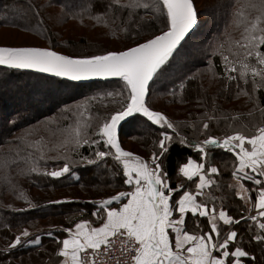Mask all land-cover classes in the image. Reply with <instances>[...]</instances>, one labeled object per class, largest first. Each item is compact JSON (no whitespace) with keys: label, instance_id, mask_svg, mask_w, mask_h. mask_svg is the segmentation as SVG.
I'll return each instance as SVG.
<instances>
[{"label":"trees","instance_id":"1","mask_svg":"<svg viewBox=\"0 0 264 264\" xmlns=\"http://www.w3.org/2000/svg\"><path fill=\"white\" fill-rule=\"evenodd\" d=\"M154 2H157V0H0V26L35 37H39L41 34L46 36V39L54 42L52 44L55 45V47L47 45L17 47L48 48L61 53L67 51L68 53L66 54L74 57L101 55L107 51H123L127 47L135 46L136 43H142L145 39L166 30L160 14L152 7ZM226 2H230L228 10L231 11V2L233 0H226ZM18 3H20L19 7L22 8L19 10L18 17L8 16V8H12L15 5L18 6ZM194 4L198 14L197 29L188 37L175 56L164 67V70L178 58L185 45L192 38L197 37L201 33L202 38H204V34L207 32V28L204 31L202 30L204 15L195 0ZM49 9L60 10V14L64 17L66 24L69 21L82 19L91 21L92 26L94 25L103 30V27L97 25V23L100 20L104 21V24H106L103 25L104 31L107 33L100 37L104 40H110V42L88 40L85 37L79 41L67 39L64 42L66 49H62V42L56 39V33H54L53 28L49 26L47 34L42 32V27H45L47 24L46 20H48L50 15L48 14ZM228 10L226 9L222 13L224 17L230 13H228ZM229 33V30H223V37H226ZM68 41H72V46H67ZM218 41H221V39L218 38L213 44L217 45L215 52L210 50L209 52L202 53L203 56H208L206 60L204 59L202 69L206 68V73L208 72L206 75L208 77H212L209 72L214 73V76L221 80L220 83L222 80H224L223 82L227 81L229 91H227L226 96L224 88L227 89V87L222 88L216 84L214 92L206 91V97L204 92H200L202 96L200 100L206 105V119L211 124H208V128L213 127L210 129L213 131L207 128V131H210V133L206 132L205 139L212 137L220 141L219 138L230 135V119L232 115L230 107L232 105H234V113L239 115V113L243 112V103H245V113L241 117L242 119L237 118L232 122V124L238 126L240 129L237 131L246 132V134L251 135L257 127L264 124V111H262L264 110V88H258L257 95H252L253 100L260 101V108L256 106L252 108L253 101L244 102L245 99L241 97L237 99L236 95L239 91H234L233 88L240 89L245 84H248L249 87V83L252 84L251 75L248 74L246 76L245 79L248 82L245 83L244 80L239 79L238 72L227 70L224 60L216 56V53L223 48L221 47L222 44ZM40 42L43 43L44 41L40 40ZM104 44L105 46L103 47ZM91 47L97 48L91 49ZM60 50H64V52ZM241 55L242 53L240 52L236 59L242 58L243 56ZM196 66H199V64ZM163 71L159 72L150 86L147 104L153 110H157L155 109L153 98L154 89ZM199 71L201 70H198L195 74ZM233 76L237 77V79H230ZM197 77L199 79L200 76ZM197 77H192L193 79L191 78L192 80L186 85V97L188 101H190L192 96L199 99V94L193 92L195 89L202 88L200 83H193ZM28 78L39 85L54 81L59 89L57 96H54L52 93L51 95L43 93L42 90H39V85H37V89L35 86H31V83L28 84L25 81ZM210 83L214 85V82ZM111 88L123 89V93L127 95L128 90L123 81L73 84L34 73L0 68V264H59L62 257L58 255V251L62 247L63 239L68 236L64 229L71 228L81 220L91 219L93 213L100 208L98 204L99 201L103 200V196L104 198L111 197L112 194H108V196L104 195L105 191L108 188L110 189V183L105 184L104 188L100 187L102 185L101 182L106 179L107 174L105 172H108L109 175L107 177H110L111 185L114 186L115 190L126 191L130 189L124 183L125 177L122 165L118 163L114 164L116 160L113 155L106 156L102 162H100L101 159L100 161L98 159L93 160L92 163L95 164H87L90 165L88 168L78 167L80 162L91 161L94 158L93 154L97 151H110L109 147L104 146V142L99 135L96 134V136L91 138L93 130L96 127L95 123H93V129L90 127L92 120L83 123L85 132L81 136L79 145L73 144L72 146H66L65 149L63 148L58 153L62 155V158L59 157L60 160L53 158V155H49L50 152L55 150V146L60 145L56 144L57 142L54 140V137L51 138L48 132L52 134L54 132H62L65 128L66 132H70L75 129L76 123L79 124L77 121L81 122V120H74V110L77 111V109L72 106L77 104L78 107L86 106L84 110L86 116L92 118V112L97 108L93 101L99 102L105 98H115V94ZM164 89L165 87H161L159 91L162 90L163 92ZM242 90H244L242 93L246 97V86ZM230 93H234V98L230 99ZM118 95L121 96L119 91ZM63 106L69 112L66 117L74 120L73 125L67 120L62 122L60 130L49 124L44 125L45 128L38 126L46 122L45 120L48 117H53L56 111ZM19 115H24L25 118L18 121L20 119ZM79 118L76 115V119ZM56 122L59 123V121ZM137 122L141 123L143 129L147 130L145 134L144 132L142 134L137 132L138 128L135 126ZM222 123L229 124V126L224 128L223 126L226 124L222 125ZM253 127L255 128L251 131ZM31 128L34 129L30 133H24ZM220 128L226 130V133L216 132ZM162 132H166L172 137L171 140H173L165 147V154L160 155L159 140L163 139L160 135ZM179 132L175 129V125L171 129L158 130L146 120L136 117L123 127L120 140L122 146L125 147L124 138L126 136H129L130 139L140 137L139 148L144 153L148 152L145 154V157L141 158L148 161L149 156H152L154 152L160 155L162 170L173 182L180 164L185 159L198 158L197 152L199 149L195 147L196 144H201L205 149L211 147V144L204 145V140L188 141L184 136L178 135ZM187 132L189 133V131ZM23 134H29L30 139H24ZM220 134L224 136H219ZM175 137H178L184 143L174 142ZM31 139L39 140L40 143ZM47 139L52 140L53 144L47 142ZM84 140H88V143L85 144ZM94 140L98 141V143H93L92 141ZM10 145L14 147L9 150L6 157H2L4 151ZM214 146L215 153L213 155L215 154L219 160H222L224 153L219 149L220 146L218 144H214ZM77 148L79 150L76 152ZM66 149L72 151L73 157L70 156L71 151L68 152ZM111 152L113 153V151ZM106 162L107 165L102 166V163ZM64 163H68L70 173H65L58 178L45 174L46 172H50L47 168L53 171L56 167H63ZM33 166L37 168L36 172L30 170ZM73 172L78 174L77 179L72 178L71 173ZM102 189L103 192L101 191V193L97 191ZM224 199L226 205L230 204L231 206L230 212L238 214L235 212L241 206V204L240 206H236L239 204L238 200L234 196L226 195V193ZM49 221L56 222L48 226L47 222ZM37 226H40L42 230L27 237L21 236V243L14 248L10 247L16 236L25 230L32 231ZM240 235L242 241L247 243L246 249L254 257L253 261L248 260V264H264V243H256L255 245L252 241L254 237L253 231L242 230V225L238 230V237ZM37 237L39 238L38 243L35 242Z\"/></svg>","mask_w":264,"mask_h":264},{"label":"snow or ice","instance_id":"2","mask_svg":"<svg viewBox=\"0 0 264 264\" xmlns=\"http://www.w3.org/2000/svg\"><path fill=\"white\" fill-rule=\"evenodd\" d=\"M152 7L160 14L166 30L123 51L74 57L48 48L0 47V65L36 69L72 80L119 77L125 82L128 90L126 103L105 120L97 133L110 151H97L95 155L98 158L113 155L122 165L124 183L129 185L131 190L118 192L99 201L100 208L93 213L95 216L102 212L103 222L99 227H92L89 221L82 220L75 223L74 230L64 229L69 236L63 239L62 247L58 251V255L64 258L61 264H97L101 247L105 246L106 252L111 243L110 238L117 236L126 238L124 243L128 247L123 248V251L128 252L131 248L132 264H242V259L250 255L238 245L234 251L231 250L232 242L238 235L236 231L229 232L222 241L218 239L220 229L215 215L209 218V232L197 235L186 230L185 213L208 217L209 212L205 204L198 203L187 191L179 200L171 202L175 189L169 187L160 161L165 141L171 140L166 132L160 134L163 137L159 140L160 155L154 152L151 161H145L140 156L125 151L118 141V125L134 113H141L153 124L173 128V124L165 115L147 106L146 92L149 82L164 70L170 57L178 51V46H182L189 30L197 22V12L194 0H157ZM246 7L256 15L247 20L243 12H240L234 20L235 25H243L241 38L235 41L238 50L235 55L239 56V50L242 49L243 57L229 60L227 56H223V60L227 70L238 72L239 79L245 83L248 82L245 78L250 72L255 88L256 77H260L261 86H264V0H248ZM203 127L207 129L209 125L205 123ZM75 136L76 143L79 144V130L75 131ZM83 142L87 144L88 140ZM92 142L98 143L95 140ZM203 144H218L221 148L233 152L238 160L233 175L242 174L259 186L253 204L257 213L249 218L257 221L258 227L264 230V223L258 221V217L264 218V180L256 179L257 175L264 177V127H257L251 135L237 131L233 135L225 136L222 141L209 137ZM195 147L200 153L207 155L201 144H196ZM111 149L115 150L114 154ZM246 169L254 175H250ZM30 170L36 172L37 168L33 166ZM69 170L68 163H64L63 167L45 174L58 178ZM206 171L215 174L218 169L210 167L205 170L203 164L196 163L191 158L180 168V172L189 180L193 176H199L196 187L201 191L213 183L207 178ZM125 200L127 202H123ZM114 202L119 206H115ZM174 212L180 214L179 219H173ZM219 219L225 224L232 221L224 211L219 212ZM28 235L25 230L16 236L10 247H16L21 243V236ZM253 239L264 242V235H256ZM35 242H39L38 237Z\"/></svg>","mask_w":264,"mask_h":264},{"label":"rangeland","instance_id":"3","mask_svg":"<svg viewBox=\"0 0 264 264\" xmlns=\"http://www.w3.org/2000/svg\"><path fill=\"white\" fill-rule=\"evenodd\" d=\"M197 3V6L199 7V9L202 11L204 17H203V28L202 30L204 31L205 28H207V32L204 34V38H202V33L199 34L197 37L192 38L190 40V42H188L185 47L183 48V50L181 51V53L179 54L178 58H176L174 60L173 63H171L164 71L163 73L159 76L158 80H157V85L154 89L155 93L153 95L154 98V102H155V111H159L161 113H163L167 119L173 124L175 125V129L178 130L180 136H184L185 138H187L188 141H203L206 140V132L210 133L211 127L209 130L207 131V129H205L203 127V125L205 123L210 124V121H208V119H206V105L204 103L201 102V98L202 96L200 95V92H204L205 93V97H206V91L208 92H214L216 89V84H218L220 87H227V81L223 82L224 80H222V86L220 83V79H218L217 77L214 76V73L209 72V74L212 77H208V75H206V68L202 69V66L204 65V59L206 60V58H208V56L206 57V55H202V53H206L207 51L209 52L216 50V46L217 45H213L218 38L221 39V41H218L220 44L223 45V48L221 50L218 51V53H216L217 58L223 59V56H227L229 58V60L231 59H236L238 56L235 55V53H237V47L235 45V41L240 40L242 32H243V25L237 26L234 24V20L237 18V14L240 12H243L244 17L247 20H251L256 13L252 10H250L248 7H246L248 0H233V2H231L232 6H231V11L228 10V6L230 4V2H226V0H195ZM20 6V3H18V6H12V8H8L9 14L8 16H16L18 17L19 15V10L22 9ZM224 6V7H223ZM234 6V8H233ZM224 8V10H223ZM226 9L228 10V16H223L222 13H224L226 11ZM50 10V9H49ZM48 10V11H49ZM47 11V12H48ZM49 17L47 21V24L45 25V27H42V32L46 33L49 30V26L51 28L54 29V33H56L55 37L56 39H59L62 44L61 47L62 49H66L64 42H66L67 39H72L75 41H79L81 38H87L88 40H104L101 39V37L103 35H106L107 32L104 31V26L106 25L104 24L105 22L100 20L99 23H97V25H101L103 27L102 29H99L97 27H95L94 25H91V21H87V20H77V21H69L66 24V21L64 19V17L60 14V10L58 9H54V10H50L49 11ZM107 29V28H106ZM223 30H229L230 33L227 34L226 37H223ZM39 35V34H38ZM101 36V37H100ZM201 37V38H200ZM44 41L43 43L40 42V40ZM55 40V38H53ZM87 40V41H88ZM106 42H110V40H104ZM42 43V44H39ZM50 39H46V36H43L40 34L39 37H35V36H31L29 34H26L24 32H18V31H14L12 29H8V28H4L2 26H0V46L1 45H5V46H9V47H17V46H25V45H31V46H35V45H40V46H54ZM72 41H68L67 42V46L70 47L72 46ZM115 44V43H114ZM105 46V44L103 45V47ZM84 48H86L85 45H83ZM97 47H91V49H94ZM90 49V50H91ZM229 49V50H227ZM77 50V49H76ZM56 51V50H55ZM63 51L64 50H60ZM92 51H96V50H92ZM243 56V50H239ZM61 53V52H58ZM68 53L67 51H65V55ZM222 53V54H221ZM69 56V55H68ZM197 64H199V66H196ZM198 70L199 71L197 74H195ZM210 71V70H209ZM248 74L251 75V73L249 72ZM197 76H200L199 79ZM192 77H197V79H194L193 83H200L202 85V88L200 89H195L193 90V92L195 94H199V99L198 98H194V96H192L190 98V101L187 100L186 97V85L189 83L190 80H192ZM192 78V79H191ZM251 80H252V75L250 76ZM28 84L31 83V86H35V88L37 89V85L39 84H35V82L33 80H29L26 79L25 80ZM24 81V82H25ZM256 86L254 88L253 84L249 83V87L248 84L243 85V87L246 86V97L243 95L242 90L243 87L241 86V88H233L234 91H239L237 93V99L238 97H241L244 100V102L246 101H253L252 103V108H254L255 106L257 108H260V101H256L252 99V95H257V91L258 88L263 87L261 86V82H260V77H256ZM210 82H214V85H211ZM13 83H15L13 81ZM192 83V84H193ZM215 86V87H214ZM117 87V86H114ZM161 87H165V89L161 91H159V88ZM39 90H42L43 93H47L48 95H51V93L54 96H57V92L59 91L58 89V85L56 83H54V81H50L48 84H41L39 85ZM113 91V93L115 94V98L110 99V98H105L103 100H100L99 102L97 101H93L95 104V108L94 112H92V118L91 117H87L86 116V112L84 111L86 106H82V107H78L77 105H73L72 107L76 108V110H74V115L73 118L74 120H81L77 121L79 122V124L76 123L75 129L71 130L70 132H66L65 129L62 132H54L53 134L48 132V135L52 138L54 137V140L57 142L56 144H59L60 146H55V150L53 152H50L49 155L52 156L53 158H58L61 157L62 155H59L58 153L65 147L67 146H72L73 144H77L76 140L77 137L75 136V131L79 130L80 132V136H79V140H81V136L82 134L85 132V127L83 125L84 122L88 121V120H92V125L90 126L93 129V123H95V129L93 130V135L91 136L94 137L96 136V134L99 131V127L105 122L106 119H108V117L114 113L116 110V108H118L117 110H119L126 102L127 99V95L125 93H123V89H118V88H111ZM226 90V96H227V91H229L228 87L227 89L224 88ZM50 91V92H49ZM118 91L120 92V95H118ZM194 95V94H193ZM227 98V97H226ZM234 98V93H230V99ZM234 105H232L230 107V111L232 112L231 114V126H230V135H233L237 132V130H240L238 128V126H235L234 124H232V122H234L237 118L240 119L244 112V108H245V103H243V112L239 113V115H236V113H234ZM71 107V106H69ZM153 110V109H152ZM229 110V109H228ZM256 111V110H255ZM85 112V113H84ZM69 114V112L66 110V108L63 106L61 107L59 110L56 111V113L54 114L53 117H48L45 121L43 122L42 125H38V126H43L46 124H49L50 126H54L55 128L59 129L62 126V122L63 121H67L69 120L70 123L73 125L74 120L72 118L68 119L66 117V115ZM241 114V115H240ZM76 115L79 116V119H76ZM236 115V116H235ZM20 119L18 121H21L25 118V116L23 115H19ZM32 117V116H30ZM91 118V119H90ZM242 119V118H241ZM56 121H59L56 122ZM226 121V120H225ZM138 128L137 132L139 133H143L144 134L147 132L146 129H143V125H141V123L137 122L135 123ZM226 123H222V125H224ZM236 124V123H235ZM211 125V124H210ZM229 126V124L224 125V128H227ZM45 128V127H44ZM89 128V127H88ZM158 130L160 129H165L167 128L166 126H160V127H156ZM255 127H253L251 129V131L254 129ZM31 129L26 130L24 133H30ZM90 129V128H89ZM169 129V128H168ZM216 130V129H214ZM189 131V133L187 132ZM218 133H226V130H223V128H220L218 131H216ZM233 132V133H232ZM98 135V134H97ZM215 135V134H214ZM250 135V134H247ZM219 136H224L222 134H220ZM23 138H29L30 136L29 134H23ZM172 138V137H171ZM140 137H134L132 139L129 138V136H126L124 138V145L125 147L124 150L125 151H129L132 152L134 155L136 156H140V157H145V154H147L148 152L144 153L140 148V142H139ZM224 137L219 138V140H223ZM35 142H39V140H34L31 139ZM173 140V139H172ZM172 140L170 141H165V147H167L168 144H170L172 142ZM141 141V140H140ZM181 142L182 140H180L178 137L174 138V142ZM47 142H51L50 144H53L52 140H48ZM22 143V142H21ZM122 144V143H121ZM79 145V144H77ZM13 145H10L6 148V150L4 151V155L2 157H6V154L9 153V150L11 148H13ZM68 152L71 151L70 149H66ZM79 150V148L76 149V152ZM112 151V150H111ZM114 153V152H113ZM163 154H165V149L163 150ZM162 154V155H163ZM70 156L73 157L72 151L70 153ZM75 156V155H74ZM94 158L91 161H87V162H80L78 167L82 166L83 168H88L90 167V165H87L89 163L91 164H95L92 163L93 160L98 159L100 162H102V160H104L106 158H98L95 154H93ZM92 156V157H93ZM81 157V156H80ZM149 160L151 161L152 156H149ZM60 160V159H59ZM146 161V160H145ZM161 161V160H160ZM120 164L118 161H114V164ZM106 163H102V166H106ZM162 165V162H161ZM59 169V167H56L54 170ZM47 170H50L49 168H47ZM96 172V171H95ZM70 173V171L68 172ZM107 174V176L109 175L108 172H105ZM67 174V173H66ZM72 178L77 179L78 178V174L75 172L71 173ZM106 179H104V181H102V185L100 186L101 188L105 187V184H109L110 189L108 188L107 191H105V196H108V194H112V195H116L118 192H121V190H115L114 186L111 185V181H110V177H107ZM112 179V178H111ZM112 188V189H111ZM99 191V193H101L102 190H97ZM112 191V192H111ZM59 192V191H58ZM111 195V196H112ZM58 197V196H57ZM108 198V197H107ZM53 199V198H52ZM59 199V198H56ZM102 199H106V197ZM233 217H238V216H246V214H231ZM56 221H49L47 222V225H53V223H55ZM76 222V219H75ZM74 222V223H75ZM37 223V222H35ZM78 223V222H77ZM242 230L246 229L248 232L250 230H248L247 226L242 225ZM74 226H72L71 228H73ZM40 230H42V228L40 226L35 227L32 231H27L29 233V235L32 234H36L37 232H39Z\"/></svg>","mask_w":264,"mask_h":264},{"label":"crops","instance_id":"4","mask_svg":"<svg viewBox=\"0 0 264 264\" xmlns=\"http://www.w3.org/2000/svg\"><path fill=\"white\" fill-rule=\"evenodd\" d=\"M259 127H264V124H261ZM244 134H246V132ZM214 147H215L214 144H211L210 148L205 149L207 155H204L198 151L197 152L198 158H191L196 163L203 164L205 166V170L210 167H216L218 169L217 173L215 174L206 171L207 178L211 179L213 183L205 187L202 191L196 187V185L199 183L198 175L193 176L192 179L189 180L187 177L183 175V173L180 172V168L188 163V158L185 159V161L180 164L178 173L175 179L173 180V182L167 177V183L169 187L175 189V191H173L171 195V202H175L176 200H179V198L184 194V192L187 191L196 198L198 203H203L207 206L209 212L208 217H200L198 216V214L196 216H193L191 213H185V220L187 222L185 225L186 230H188L190 233H194L197 235L209 232L210 229V224L208 222L209 218L212 215H215L217 218L216 219L217 226L220 229V234L218 237L220 241H222L225 238V236L231 231H236L238 233V230L241 227V225L247 226L248 230L253 231L254 236L264 235V230H261L258 227L257 221H253L249 218L251 215H256L257 213V210L253 207V204L256 200L257 190L259 186L256 185L254 181L248 180L245 177H243L242 174H237L236 176H234L233 173L236 171V168L238 166V160L235 154L233 152H229L219 147V149L222 150V152L224 153L223 159L219 160L218 156H216L215 154L213 155V153H215ZM224 164L226 165L224 166ZM246 171H248L250 175H254L250 172V170L246 169ZM256 179L264 180V177L257 175ZM128 188H130V186ZM130 190L131 188L126 191H130ZM225 193L228 196L229 195L234 196L236 200H238L239 204L236 206H240L241 204L240 208L235 210V212H237L238 214H246V216L244 215V216L233 217L231 215L232 214L230 212L231 206L230 204L226 205L225 203V199H224ZM123 202H127V201L125 200ZM114 204L117 207L119 206L115 202ZM98 206L100 207L99 204ZM220 211H224L227 216L232 218V221L228 224H225L222 220H220L219 219ZM101 216H102V212L100 215H95V216L93 215L91 219H85V220L90 222V226L99 227L103 222ZM179 216L180 214L178 212L173 213V219H179ZM241 217H244V219H241ZM236 221H239V223H236ZM258 221L264 223V218L258 217ZM72 229L74 230V227ZM67 235L69 236L68 232ZM212 235L214 236V238H216V234L213 233ZM68 236L66 238H68ZM252 241L255 245L256 243L259 244L264 243V242H258L255 239H253ZM232 245H233L231 247L232 251H234L235 246L238 245L242 247L243 250L247 251L250 254L249 257L242 259V264H248L249 262L248 260L253 261L252 259L253 256L246 249L247 243L242 241L241 235L239 237L237 235V238L235 241L232 242ZM63 259L64 258L62 257V260ZM59 264H61V262Z\"/></svg>","mask_w":264,"mask_h":264},{"label":"water","instance_id":"5","mask_svg":"<svg viewBox=\"0 0 264 264\" xmlns=\"http://www.w3.org/2000/svg\"><path fill=\"white\" fill-rule=\"evenodd\" d=\"M195 5V4H194ZM196 9V7H195ZM197 12V10H196ZM197 26H198V14H197V22L193 25V27L189 30V33L186 35V38H185V41L188 39L189 36H191L194 31L197 29ZM185 41L182 42V45L185 43ZM0 47H8V46H0ZM181 48V46H178V51L179 49ZM52 50V49H51ZM54 51V50H53ZM176 51L174 53V55L172 57H170L169 61L175 56V54L178 52ZM57 52V51H56ZM62 54V53H60ZM62 55H65V54H62ZM169 63V62H168ZM167 63V64H168ZM165 67V66H164ZM0 68H3V69H7V70H13V71H18V72H27V73H34V74H38V75H42V76H45V77H49V78H52V79H59V80H62V81H66V82H69V83H73V84H92V83H107V82H114V81H123L121 78L119 77H90V78H87V79H81V80H72V79H69L67 77H59V76H55L54 74L52 73H45V72H40L36 69H18V68H11V67H8L6 65H0ZM156 77V76H155ZM154 77V79H155ZM154 79L152 81L149 82V85H148V89H147V92H146V102L148 101V97H149V94H150V86L151 84L153 83ZM124 82V81H123ZM148 106V104H147ZM151 109V108H150ZM152 110V109H151ZM155 111V110H154ZM163 114V113H162ZM164 115V114H163ZM136 117H139V118H142L144 120H146L148 123H150L151 125L155 126V127H160L161 125H157V124H153L151 121H148L146 117H144L141 113H134L132 114L131 116L129 117H126L125 120L121 121L120 124L118 125L117 127V138H118V141L120 142L121 144V140H120V136H121V133H122V129L123 127L128 123L130 122L132 119L136 118ZM121 147H122V144H121ZM123 148V147H122ZM124 149V148H123ZM113 152H115L114 149H111Z\"/></svg>","mask_w":264,"mask_h":264},{"label":"built area","instance_id":"6","mask_svg":"<svg viewBox=\"0 0 264 264\" xmlns=\"http://www.w3.org/2000/svg\"><path fill=\"white\" fill-rule=\"evenodd\" d=\"M110 239L111 243L108 246V250L105 252V246H102L99 250L100 254L97 257V264H132L130 260L131 248H129L128 252L123 251V248L128 247L124 243L126 238L117 236Z\"/></svg>","mask_w":264,"mask_h":264}]
</instances>
